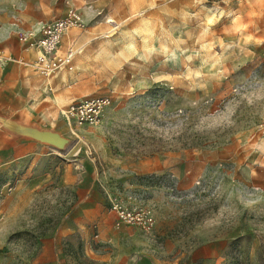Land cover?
Instances as JSON below:
<instances>
[{
    "label": "rangeland",
    "instance_id": "rangeland-1",
    "mask_svg": "<svg viewBox=\"0 0 264 264\" xmlns=\"http://www.w3.org/2000/svg\"><path fill=\"white\" fill-rule=\"evenodd\" d=\"M69 9L86 31L76 73L53 75L69 93L23 120L40 147L0 173V264H31L93 177L116 220L114 204L152 210L160 251L218 239L196 264H264V0H0V20L19 35ZM95 96L98 125L66 120Z\"/></svg>",
    "mask_w": 264,
    "mask_h": 264
},
{
    "label": "crops",
    "instance_id": "crops-1",
    "mask_svg": "<svg viewBox=\"0 0 264 264\" xmlns=\"http://www.w3.org/2000/svg\"><path fill=\"white\" fill-rule=\"evenodd\" d=\"M74 30L86 32L85 29H69L60 45L62 52L74 51L73 70L54 74L76 73L80 45L76 35H72ZM17 36V24L3 17L0 20V48L5 55L18 61H8L0 66V173L15 177L22 158L40 147L26 139L30 146L24 150L23 120L26 119L28 125L38 124L39 110L52 109L69 93L61 76L46 77L32 66L21 63L34 62L37 50L24 49ZM261 136L263 151L264 137ZM98 183L105 189L102 178L91 179L84 196L61 217L56 229L40 239L31 264H196L200 260L213 261L220 255L223 246L218 239L194 242L188 246L190 249L184 257L180 253L182 248L176 250L167 244L160 251L161 244L152 234L117 224L115 217L104 207ZM6 184L5 181L3 186Z\"/></svg>",
    "mask_w": 264,
    "mask_h": 264
},
{
    "label": "built area",
    "instance_id": "built-area-1",
    "mask_svg": "<svg viewBox=\"0 0 264 264\" xmlns=\"http://www.w3.org/2000/svg\"><path fill=\"white\" fill-rule=\"evenodd\" d=\"M72 28L84 29L81 15L75 9H69L63 16L42 25L37 32L20 33L17 39L22 47L37 50V57L34 62H20L32 66L38 73L46 77L61 70H73L74 51L70 49L60 51L63 35ZM8 61L18 60L5 55L0 48V66ZM109 105L110 98L107 96L87 97L72 102L62 112L69 123L77 126H96L99 124L104 110ZM259 130L264 137V115L259 123ZM4 187L11 190L9 183ZM113 209L118 216V225L124 224L134 227L146 235L152 234L156 221L150 208L141 206L122 207L114 204Z\"/></svg>",
    "mask_w": 264,
    "mask_h": 264
}]
</instances>
